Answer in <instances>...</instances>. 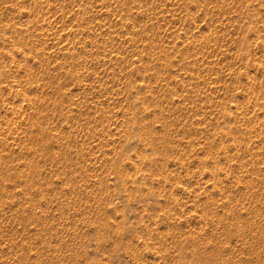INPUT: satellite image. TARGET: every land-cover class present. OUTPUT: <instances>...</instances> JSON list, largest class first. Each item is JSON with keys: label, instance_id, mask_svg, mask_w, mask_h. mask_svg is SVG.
<instances>
[{"label": "rangeland", "instance_id": "374dc122", "mask_svg": "<svg viewBox=\"0 0 264 264\" xmlns=\"http://www.w3.org/2000/svg\"><path fill=\"white\" fill-rule=\"evenodd\" d=\"M0 264H264V0H0Z\"/></svg>", "mask_w": 264, "mask_h": 264}]
</instances>
